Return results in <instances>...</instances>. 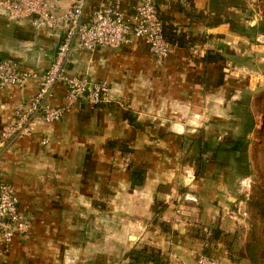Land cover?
<instances>
[{
	"label": "crops",
	"instance_id": "1",
	"mask_svg": "<svg viewBox=\"0 0 264 264\" xmlns=\"http://www.w3.org/2000/svg\"><path fill=\"white\" fill-rule=\"evenodd\" d=\"M72 2L59 0L53 13ZM251 2L155 0L170 45L161 67L136 39L71 51L68 74L105 82L108 102L81 101L50 128L34 125L30 137L0 149V181L14 187L30 217L28 232L8 248L0 236V264H129L127 254L141 248L167 264H196L198 255L228 252L243 215L229 213L235 198L222 193L229 176L215 149L240 137L236 102L263 76L243 60V45L259 37L238 31L262 20L246 16ZM138 3L86 0L83 19L102 4L129 18ZM60 40L58 31L0 14V57L21 68L45 70ZM36 90L33 80L0 90V132ZM53 104H64L61 84ZM200 140L207 150L197 174ZM134 168L143 171L140 185L130 180ZM188 203L195 214H183Z\"/></svg>",
	"mask_w": 264,
	"mask_h": 264
},
{
	"label": "built area",
	"instance_id": "2",
	"mask_svg": "<svg viewBox=\"0 0 264 264\" xmlns=\"http://www.w3.org/2000/svg\"><path fill=\"white\" fill-rule=\"evenodd\" d=\"M58 1L0 0V14L8 20H28L35 28L61 33L53 60L43 71L24 69L16 62L0 57V90L10 87L23 90L31 80L37 84L36 93L16 107L11 123L2 127L0 149L30 137L34 125L50 128L81 101L91 106L108 102L109 90L105 82H92L68 74L66 65L71 51L92 53L99 47L116 49L136 39L145 44L157 67L163 66L169 56L170 45L163 36L155 0H139L129 18L116 7L102 4L87 20L83 19L86 0H73L60 16L53 13V5ZM261 19V15L256 14L252 21ZM262 77L257 80L259 84ZM60 84L64 87V104L57 106L53 104L54 90ZM48 143L49 137L45 134L40 144L46 146ZM29 221V215L18 208L14 187L0 181V236L6 248L16 235L28 232ZM196 263L225 264L220 258L205 255H199Z\"/></svg>",
	"mask_w": 264,
	"mask_h": 264
},
{
	"label": "rangeland",
	"instance_id": "3",
	"mask_svg": "<svg viewBox=\"0 0 264 264\" xmlns=\"http://www.w3.org/2000/svg\"><path fill=\"white\" fill-rule=\"evenodd\" d=\"M251 4L252 10L246 16L252 20L254 15L259 14L264 21V0H252ZM257 36L259 37L258 41L254 39L251 43L243 45L244 49L247 50L246 57H243L247 63V68L251 70L252 74L260 73L263 75L260 86L258 84L253 85L255 79L252 78V87L253 89L256 88L251 92L249 90L244 91L239 99L242 100V103L243 100L248 99L249 113L247 110V114L251 115L255 124L254 132L247 137V153L242 159L238 154L236 163L232 162V158L224 155L215 156L218 163L221 162L227 167L226 175L229 176V182L226 183L227 187L222 189L225 193H222L235 198V207H231L232 203L228 201V208L231 207L229 213L243 215V222L241 221V225L238 227L237 236L230 244V249L227 253L217 257L222 259L225 264H233V261H244L250 264L244 256L245 245L251 244L254 236L259 238V255L264 261V39H260L264 36ZM244 103H247V100ZM237 117L239 120L244 118L242 114L237 115ZM227 141H222V145L230 147ZM210 157L212 158V156ZM207 158L205 157L204 160ZM189 204L184 207L183 214H195L197 212L194 208L192 210L191 206L187 207Z\"/></svg>",
	"mask_w": 264,
	"mask_h": 264
},
{
	"label": "trees",
	"instance_id": "4",
	"mask_svg": "<svg viewBox=\"0 0 264 264\" xmlns=\"http://www.w3.org/2000/svg\"><path fill=\"white\" fill-rule=\"evenodd\" d=\"M241 35H251L253 37H256L257 35H262L264 36V21L261 20L257 24H255L253 27L248 28V29H240L238 30ZM246 97V96H245ZM247 100V103H244ZM239 100V102H236V111L238 115H243L244 118L242 120H239L240 123V137L236 138L234 140H231L228 142L230 144V147L226 145H221L217 147L216 154L215 156H221L224 155L226 157H229L232 162L236 163L238 161L237 155L240 154L241 159L244 158V155L247 153V136L248 134L254 132L255 130V124L254 121L251 118L250 114H247V110L249 109L248 105V99ZM245 106V108H244ZM249 113V110H248ZM200 146L202 145V140L199 141ZM207 150L206 143L205 145L201 147L199 150V157H198V167H197V174L201 171L203 167V161H202V156L204 155L205 151ZM218 150V151H217ZM230 160V161H231ZM221 163V162H220ZM130 180L132 183H136L137 185L142 184L143 181V171L134 168L130 171ZM260 248H259V238H256L254 236V239L252 240L251 244H246L245 245V254L244 256L249 260L250 264H264V261L261 260L260 258ZM127 258L129 259V264H167L161 256L156 253L152 249H146V248H141V249H134L131 250L127 254Z\"/></svg>",
	"mask_w": 264,
	"mask_h": 264
}]
</instances>
